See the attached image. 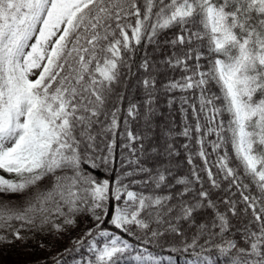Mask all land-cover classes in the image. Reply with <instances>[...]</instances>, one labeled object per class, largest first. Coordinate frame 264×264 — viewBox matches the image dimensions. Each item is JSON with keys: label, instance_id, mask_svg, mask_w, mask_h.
I'll use <instances>...</instances> for the list:
<instances>
[{"label": "snow or ice", "instance_id": "obj_1", "mask_svg": "<svg viewBox=\"0 0 264 264\" xmlns=\"http://www.w3.org/2000/svg\"><path fill=\"white\" fill-rule=\"evenodd\" d=\"M0 172V246L92 221L33 264H264V0H0Z\"/></svg>", "mask_w": 264, "mask_h": 264}, {"label": "trees", "instance_id": "obj_2", "mask_svg": "<svg viewBox=\"0 0 264 264\" xmlns=\"http://www.w3.org/2000/svg\"><path fill=\"white\" fill-rule=\"evenodd\" d=\"M213 90L217 91V89L215 88ZM159 106H160L159 110L160 112L163 113V116L158 117V123L174 126L175 129L179 131L181 128V115L178 111V105H175L173 107V110L170 112L166 104V99L162 97L159 101ZM224 118L227 119L226 116ZM133 128L135 130L136 125H133ZM185 142L186 141L184 137L176 138V146L180 151V156L176 158V162L181 164V173L184 171H187V168H188L187 163H186V158H185V150L181 147V145L184 144ZM229 152L231 154L230 146H229ZM118 153H119V148H117V154ZM197 162L199 163V161ZM96 175L100 179L108 178V177H105V174L102 171L97 172ZM114 177H115V173L112 174V177H110V179H114ZM104 226L108 227L107 223ZM37 239H39V237ZM31 242L33 241H30L29 243ZM29 243L27 245H24L18 241L16 242V244L11 245V246H8V245L0 246V264H4L2 262V255H3L4 250H5L4 251L5 259L7 262H10V264H33L34 261L40 258H43V257H48L49 259H51V256L54 253H56L57 251L63 250L65 247L70 246V240L63 239L62 241L57 242L56 247L54 248L52 253L44 254L43 256L39 255L35 259H32L29 261L30 259V252L28 248ZM67 260L69 261V264H71L72 258L67 257ZM176 260H177V264H184V259L182 257H177ZM125 264H128V262L126 261Z\"/></svg>", "mask_w": 264, "mask_h": 264}, {"label": "rangeland", "instance_id": "obj_3", "mask_svg": "<svg viewBox=\"0 0 264 264\" xmlns=\"http://www.w3.org/2000/svg\"><path fill=\"white\" fill-rule=\"evenodd\" d=\"M0 174L6 175V174H4L2 172H0ZM85 223L87 224V227H92L93 226L92 221L89 218L85 217L83 220L80 221V226L75 231H73L71 233V236H76L78 233H81V231L85 229ZM71 236H65L64 239H69L70 240ZM45 243H47V239L45 240ZM28 248H29V252H30L29 261L32 260V259H35L39 255L43 256L44 254H50L54 250V248H52L51 252L42 251L36 246L35 242L29 243ZM4 251H3V255H2V262L4 264H10V262H7L6 259H5Z\"/></svg>", "mask_w": 264, "mask_h": 264}]
</instances>
